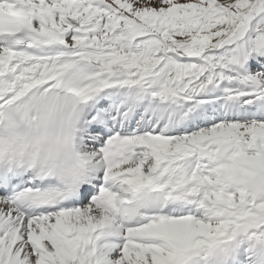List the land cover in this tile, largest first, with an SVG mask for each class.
<instances>
[{
  "label": "snow or ice",
  "instance_id": "snow-or-ice-1",
  "mask_svg": "<svg viewBox=\"0 0 264 264\" xmlns=\"http://www.w3.org/2000/svg\"><path fill=\"white\" fill-rule=\"evenodd\" d=\"M0 264H264V0H0Z\"/></svg>",
  "mask_w": 264,
  "mask_h": 264
}]
</instances>
